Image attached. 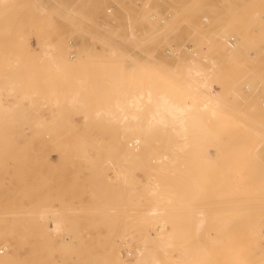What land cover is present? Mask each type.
<instances>
[{
    "label": "rangeland",
    "instance_id": "1",
    "mask_svg": "<svg viewBox=\"0 0 264 264\" xmlns=\"http://www.w3.org/2000/svg\"><path fill=\"white\" fill-rule=\"evenodd\" d=\"M144 70L169 83L129 87L183 90L203 128L152 123V145L125 156L113 142L144 135L130 128L147 127L152 102L123 118L99 96L118 71ZM8 241L23 244L7 256ZM7 258L264 264V0H0Z\"/></svg>",
    "mask_w": 264,
    "mask_h": 264
},
{
    "label": "bare ground",
    "instance_id": "2",
    "mask_svg": "<svg viewBox=\"0 0 264 264\" xmlns=\"http://www.w3.org/2000/svg\"><path fill=\"white\" fill-rule=\"evenodd\" d=\"M59 59L62 61L63 64L67 65L68 67H73V66L75 67V65H79V63L81 62L82 56H78V58L72 59L69 56L67 57V56L62 54L59 56ZM141 73H142L141 76H136V75H133L131 73H127L126 71H122V72L118 71L115 74V78H113L111 80V82L116 83L114 86L111 87L112 93L110 91V95H109V94H106L107 92L109 93V91H105L106 95L103 96V93H102L101 95L103 97L99 96L100 100H102V102L103 101L105 102V104H104L105 106L111 105L108 100H112V109L114 108V110L112 112L113 113L119 112L120 115L122 114L123 118L127 115V112H129L131 115H136L137 114L136 108H141V106L143 105V103H141L142 99H147L148 101L152 102L151 106L153 108L149 112V114H150L149 117L145 120L147 127L145 129L139 128V127L130 128L131 132L142 131V132H144V135L129 136V139H126L124 136L121 135L120 137L116 138L115 141L113 142L112 148L117 150V151L118 150L122 151L125 154V156L134 155L135 153L140 152L142 150H145L146 148H149L150 145H152L151 144V136H149L150 133L154 132V129L151 128L152 123H155V122L169 123L172 125L171 129L179 131V132H186V131L189 132L190 130L198 131V132L200 130V132H201V129L203 128L201 126H197V125L194 126L193 125L194 124L193 118L190 117V115L196 113L198 110L197 107H199V106L194 105L193 103H190L189 101H186L189 97L186 94H184L185 92L183 90H180L179 88H175V87H167V88H164V90L162 91V94L160 96H153V91L157 90L158 88L150 86L145 91H143V90L137 91L136 87H129V85L135 84L139 78H143V79L146 78L150 84H157L158 82H162V81L169 83V81H166L164 79L161 80V78H159V77H152L151 74L146 70L142 71ZM109 76H112V73H109ZM202 82L205 83V81H202ZM104 83H105V81H104ZM201 85H202V83H201ZM102 88H104V87H102ZM111 88H109V89L107 88V90H111ZM129 90H134V91H133V93H131ZM101 92L102 91H100V93ZM121 93H124V94L119 95ZM111 94H112V96H111ZM206 96L208 98L210 96V94L207 93ZM93 97H95V96H93ZM101 97H102V99H101ZM55 98H57V97H55ZM105 100H107L108 103H106ZM206 105L204 104L203 106L205 107ZM193 106L196 109L194 108L195 109L194 112L192 111L193 113L192 112L190 113V109ZM109 111H110V109H109ZM183 143H187V142L184 141ZM128 145H130L132 147L129 148ZM154 211H156V210H154ZM157 211H159V210H157ZM59 226L60 225L58 223L56 225H54V227H55L54 230L55 231L59 230L60 229ZM51 228H53V227H51ZM167 236H170V235H167ZM166 238H167L166 236H163V237H161V240H166ZM6 243H7V249H8L7 256L13 255L15 253V249H14V248H16L15 245L17 246V245L23 244L22 242L9 243V241ZM111 250H112V248L108 250L109 254L106 253L107 257L111 256L110 255V253L112 252ZM112 255H116V253H114ZM116 256H118V255H116ZM116 256H114V257H116ZM154 262L156 264L158 263L157 260H154ZM5 263L14 264V259L7 258V259H5Z\"/></svg>",
    "mask_w": 264,
    "mask_h": 264
},
{
    "label": "built area",
    "instance_id": "3",
    "mask_svg": "<svg viewBox=\"0 0 264 264\" xmlns=\"http://www.w3.org/2000/svg\"><path fill=\"white\" fill-rule=\"evenodd\" d=\"M187 49L190 51V50H192V46L191 45H187ZM169 52H170V54L171 55H173V54H175L176 53V51H171V50H169ZM192 52V51H191ZM248 88V87H247Z\"/></svg>",
    "mask_w": 264,
    "mask_h": 264
}]
</instances>
